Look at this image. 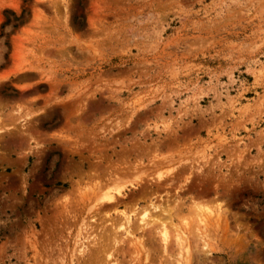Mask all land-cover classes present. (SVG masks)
Returning a JSON list of instances; mask_svg holds the SVG:
<instances>
[{"label": "rangeland", "instance_id": "1", "mask_svg": "<svg viewBox=\"0 0 264 264\" xmlns=\"http://www.w3.org/2000/svg\"><path fill=\"white\" fill-rule=\"evenodd\" d=\"M0 264H264V0H0Z\"/></svg>", "mask_w": 264, "mask_h": 264}, {"label": "bare ground", "instance_id": "2", "mask_svg": "<svg viewBox=\"0 0 264 264\" xmlns=\"http://www.w3.org/2000/svg\"><path fill=\"white\" fill-rule=\"evenodd\" d=\"M120 186H121V185H120ZM117 187H119V186H117ZM121 187H122V186H121ZM122 189H123V188H122ZM117 190H118L119 195H120V190H121V188H120V189H116V191H117ZM107 193H108V192H107ZM109 193H110V192H109ZM111 194H112V195H111ZM113 194H114V193H110L111 196H110V195H109V196H105V195H104V196L107 197V198H109V199H115L114 196H113ZM97 195H98V194H97ZM107 195H108V194H107ZM79 198H80V197H79ZM96 199H97V198H96ZM99 201H100V200H99ZM104 206H105V204H104ZM102 210H103V209H102ZM125 219H126V218H125ZM128 219H129V218H128ZM128 219H127V220H128ZM128 223H131V222L128 221ZM127 228H128V227H127ZM164 233H165V235H166L167 232L165 231Z\"/></svg>", "mask_w": 264, "mask_h": 264}]
</instances>
